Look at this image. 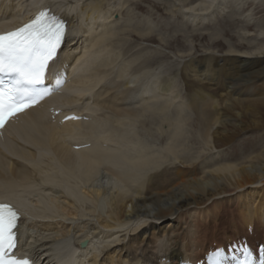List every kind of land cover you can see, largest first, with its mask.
I'll list each match as a JSON object with an SVG mask.
<instances>
[{
  "label": "bare ground",
  "instance_id": "obj_1",
  "mask_svg": "<svg viewBox=\"0 0 264 264\" xmlns=\"http://www.w3.org/2000/svg\"><path fill=\"white\" fill-rule=\"evenodd\" d=\"M176 1L181 15L198 19L191 26L211 30L200 33L207 46L220 47L183 56L184 71L207 80L205 91L181 102L195 110L201 149L187 150L176 126L164 133L162 152L129 157L122 155L131 141L127 129L115 135L94 129L104 113L136 116L144 99L135 97L144 95L135 92L140 87L121 75L112 79L100 64L123 22L116 14L128 9L119 0H0V28L26 21L41 7L69 25L46 79L54 89L64 84L61 92L0 132V198L22 202V248L37 264H207L213 244L225 255L230 245L246 244L258 262L264 246V0ZM250 7H263L255 21L240 12ZM129 25L121 31L149 36L147 27ZM151 97L166 100L155 92ZM133 101L139 103L128 106ZM50 104L63 112L52 117ZM68 109L87 119L69 117ZM246 128L260 131L245 136ZM100 168L114 179L108 195V186L88 184Z\"/></svg>",
  "mask_w": 264,
  "mask_h": 264
},
{
  "label": "rangeland",
  "instance_id": "obj_2",
  "mask_svg": "<svg viewBox=\"0 0 264 264\" xmlns=\"http://www.w3.org/2000/svg\"><path fill=\"white\" fill-rule=\"evenodd\" d=\"M119 1L120 7L125 6L129 12L116 14L118 17H123V22L118 24L119 26L117 25L116 27L117 33L114 36V39L111 40V44L113 45L110 51L111 53H106L100 64H107L106 68L108 69L107 73L109 74V77H112V79L114 77L116 79L119 75H121L123 80L131 81L130 86L133 85L136 89L137 87L138 89L140 87L139 91H135L136 93H143L145 96H140L141 94L135 95V97L138 96L144 99L139 100L141 103L133 101L128 105L133 106L135 103H139L138 107L140 108H138V112H136L137 115L133 116L134 118L131 115L128 118H122V120H120L117 116H113L110 113H104V115L102 114V118L105 119L103 122L98 123L96 127L97 130L102 131L101 128H104L106 131L111 130V133L115 131L113 132L115 135V133H121L127 129L128 131H125L127 133L129 132V136L127 138L131 137L129 140H131L132 143L131 141H128L130 142L129 144L124 142L125 147L122 150V155L125 156L126 154L129 155V157H132L137 155V153H139V155H143L141 152L142 150L144 153L147 151L150 155H152L151 153L162 152V146L165 141L163 140L164 138H162L164 133L174 130L177 126L178 130L182 129L180 131L184 132V147L187 148V150L192 149V151L196 154V152L201 149L203 141L194 129L197 124L195 110L192 106H184L181 102L185 100L186 97L189 99L190 96L188 95H190L194 90H198L200 92L205 91V85H207L205 83L207 80H199L194 76H190L189 73L187 74L182 66L188 57L183 56L188 52L192 53L194 49L198 50V54L201 53V49L206 47H210L209 50H212V48L214 49L211 44H208L207 46L206 38L203 35H200L201 32H211V30L204 28L202 30H198L200 25L195 26V28L191 26L190 24L196 25V20L198 21V19L190 15H181L176 9L177 5L175 4H178L176 0H127V3L124 0ZM137 4L142 7H138ZM164 4H168L170 14L168 13V8L165 7ZM247 6L249 7L250 5ZM229 7H225L224 5V9L234 10L233 6L231 8ZM262 8L263 7H250L246 8L245 11L244 9L240 10V12L243 11L244 15H248L249 13L252 16V21H255L258 9L261 10ZM124 19L125 22L130 24V27H126L127 30L135 29L139 26H141V28L145 26L147 27L149 36L141 38L137 35L131 36V32L129 34H125L124 31H121L125 25ZM217 19L218 18L216 17L215 20ZM202 20L205 22L208 21L207 16L204 17V19L202 18ZM238 27H236L235 30H237ZM248 31L252 32L250 30ZM248 31L245 30V32ZM190 48L193 49L190 50ZM219 49L220 47H215L214 51L218 52ZM131 53H133V55ZM144 60L147 63H143L142 65ZM94 67L95 66H93V69ZM185 73L187 76H185ZM187 84H190V89H188ZM153 87L155 88L154 90ZM143 89L144 91L147 90V93L143 92ZM152 92H155V95L158 97L160 96L161 99L166 100L163 103L161 102L162 100L152 102ZM163 93L166 94L164 95ZM149 98L152 100H149ZM144 100L146 101L144 102ZM144 104L145 106L143 107ZM140 110L143 112L142 114L140 113ZM131 118H133V120ZM123 128L125 129L124 131H122ZM258 131L260 130H256L255 128H246L242 134L249 136ZM195 137H197V141L195 140ZM236 138L240 139L239 135L236 136ZM245 140V138L242 139L243 142ZM130 144L132 145L129 147ZM126 146H128L127 150ZM212 153H216V151L214 152L213 150ZM234 153H236V150H234ZM146 154H144V156H146ZM106 172V170L104 171V169L100 168L94 173H97L96 175L90 177L88 184L100 185L103 187L108 186V195L109 189L113 186H111V184H113L114 179L112 180L110 175Z\"/></svg>",
  "mask_w": 264,
  "mask_h": 264
},
{
  "label": "snow or ice",
  "instance_id": "obj_3",
  "mask_svg": "<svg viewBox=\"0 0 264 264\" xmlns=\"http://www.w3.org/2000/svg\"><path fill=\"white\" fill-rule=\"evenodd\" d=\"M64 21L41 11L29 23L5 33H0V75L8 77L6 83L0 79V127L5 119L24 107H30L38 96L33 87L43 83L49 61L53 60L63 43ZM16 213L5 218L0 214V264H29V261L5 259V253L15 248ZM258 262L254 261L252 250L246 245H230L228 255L223 248H217L207 255V264H264V246L258 250ZM239 255H236V253Z\"/></svg>",
  "mask_w": 264,
  "mask_h": 264
},
{
  "label": "water",
  "instance_id": "obj_4",
  "mask_svg": "<svg viewBox=\"0 0 264 264\" xmlns=\"http://www.w3.org/2000/svg\"><path fill=\"white\" fill-rule=\"evenodd\" d=\"M81 245H82V246L85 245V241H83V242L81 243Z\"/></svg>",
  "mask_w": 264,
  "mask_h": 264
}]
</instances>
